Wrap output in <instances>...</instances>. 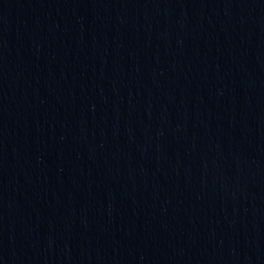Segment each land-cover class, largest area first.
Returning a JSON list of instances; mask_svg holds the SVG:
<instances>
[{"label": "water", "instance_id": "1", "mask_svg": "<svg viewBox=\"0 0 264 264\" xmlns=\"http://www.w3.org/2000/svg\"><path fill=\"white\" fill-rule=\"evenodd\" d=\"M0 264H264V0H0Z\"/></svg>", "mask_w": 264, "mask_h": 264}]
</instances>
